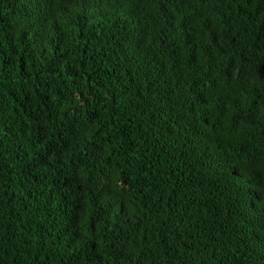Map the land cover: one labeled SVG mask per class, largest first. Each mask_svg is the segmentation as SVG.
I'll return each instance as SVG.
<instances>
[{
	"label": "trees",
	"instance_id": "16d2710c",
	"mask_svg": "<svg viewBox=\"0 0 264 264\" xmlns=\"http://www.w3.org/2000/svg\"><path fill=\"white\" fill-rule=\"evenodd\" d=\"M0 264H264V0H0Z\"/></svg>",
	"mask_w": 264,
	"mask_h": 264
}]
</instances>
